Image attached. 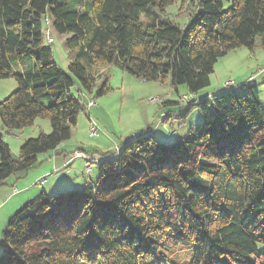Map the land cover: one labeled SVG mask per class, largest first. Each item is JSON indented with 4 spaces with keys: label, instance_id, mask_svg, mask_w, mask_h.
Listing matches in <instances>:
<instances>
[{
    "label": "trees",
    "instance_id": "1",
    "mask_svg": "<svg viewBox=\"0 0 264 264\" xmlns=\"http://www.w3.org/2000/svg\"><path fill=\"white\" fill-rule=\"evenodd\" d=\"M177 4L181 15L168 12ZM46 29L66 35L69 74ZM239 47L264 48V0H0V79L16 81L0 100V186L70 138L94 102L71 95L74 77L97 97L110 89L98 69L114 66L195 96ZM167 103L184 121L199 108L201 122L171 142L142 130L93 159L94 183L41 191L9 220L0 264H264V108L254 83ZM38 117L50 131L25 138L13 158L2 130Z\"/></svg>",
    "mask_w": 264,
    "mask_h": 264
},
{
    "label": "rangeland",
    "instance_id": "2",
    "mask_svg": "<svg viewBox=\"0 0 264 264\" xmlns=\"http://www.w3.org/2000/svg\"><path fill=\"white\" fill-rule=\"evenodd\" d=\"M180 8L177 4L169 7L168 12L181 15L183 11H178ZM51 33L54 39L52 45L54 60L69 74L66 68L68 60L62 46L66 35H60L53 29ZM263 69L264 48L256 47L252 51L247 47L236 48L218 59L210 75L209 87L192 96V100L196 96L197 98L204 96V91L208 90L211 94L221 89L227 82L241 84L251 79L260 106L264 108ZM98 71L107 73L110 89L97 97H94V86L91 90L84 89L80 81L74 77L75 84L70 90L71 95L83 98L84 102L93 98L94 102L85 106L79 113L70 138L56 149L38 155V164L27 171H18L16 176H10L7 182L0 186V240L13 215L41 191L52 194L69 188L81 189L90 181L94 182L97 170L96 165L92 164L94 160L100 158L103 153L117 151L121 142L133 139L142 130L150 132L159 141L171 142L176 137L186 135L189 125L199 124L202 120L199 108L193 109L186 121L182 120L181 115L170 116L172 112L169 111L175 110L177 105L167 102L177 101L183 105L189 101L187 90L182 85L172 88L169 80L145 81L114 66L101 67ZM15 87L16 81L13 78L0 79V100L8 96ZM232 90L240 92L237 87ZM241 90L245 91V89ZM165 114H167L165 121H162ZM88 117L98 127V133L95 135L89 134L91 123ZM39 130L50 131L47 119L38 117L32 125L22 129L2 130L13 158L18 157V149L22 141L27 137L36 136ZM75 151H79L76 155L80 157L74 156ZM89 158H91L90 162H86ZM26 190L29 193L25 192ZM20 193L29 198L16 210H9L7 202ZM259 249L264 250V246L259 245ZM182 252V250L177 251L176 256L178 257Z\"/></svg>",
    "mask_w": 264,
    "mask_h": 264
},
{
    "label": "crops",
    "instance_id": "3",
    "mask_svg": "<svg viewBox=\"0 0 264 264\" xmlns=\"http://www.w3.org/2000/svg\"><path fill=\"white\" fill-rule=\"evenodd\" d=\"M210 94V92L207 90V91H204L203 92V95H209ZM75 152H79V151H75ZM82 153V152H81ZM84 153V152H83ZM74 156H75V154H74ZM77 157H80V156H78V155H76ZM75 156V157H76ZM87 162V161H86ZM90 183H94V182H92V181H90L89 182V184ZM88 184V185H89ZM29 190V189H28ZM28 190H26L25 192H28ZM24 192V191H23ZM29 193V192H28ZM29 195H31V192H30V194ZM14 196V195H13ZM29 198V196H25V194H23V193H20L19 195H16L15 197H13L12 199H10L8 202H7V204H8V209L9 210H11V211H14V210H16L18 207H20V205L24 202V201H26V199H28ZM0 205H1V203H0Z\"/></svg>",
    "mask_w": 264,
    "mask_h": 264
},
{
    "label": "built area",
    "instance_id": "4",
    "mask_svg": "<svg viewBox=\"0 0 264 264\" xmlns=\"http://www.w3.org/2000/svg\"><path fill=\"white\" fill-rule=\"evenodd\" d=\"M45 36H46V39L48 40V41H51L52 40V36H51V33H50V31H49V29H46L45 30ZM263 76H264V72H263ZM230 82H227L226 84H225V86H228V84H229ZM189 95V100H191L192 99V94L190 95V94H188ZM185 97V96H184ZM183 97V98H184ZM96 133H98V128H97V126H96V124L94 123V122H91V125L89 126V134H91V135H95Z\"/></svg>",
    "mask_w": 264,
    "mask_h": 264
},
{
    "label": "bare ground",
    "instance_id": "5",
    "mask_svg": "<svg viewBox=\"0 0 264 264\" xmlns=\"http://www.w3.org/2000/svg\"><path fill=\"white\" fill-rule=\"evenodd\" d=\"M91 123V122H90Z\"/></svg>",
    "mask_w": 264,
    "mask_h": 264
}]
</instances>
